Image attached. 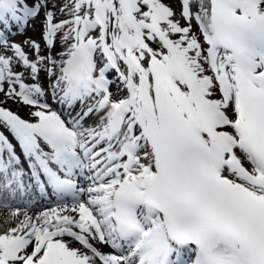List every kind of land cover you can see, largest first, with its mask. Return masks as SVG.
Listing matches in <instances>:
<instances>
[{"label":"rangeland","instance_id":"374dc122","mask_svg":"<svg viewBox=\"0 0 264 264\" xmlns=\"http://www.w3.org/2000/svg\"><path fill=\"white\" fill-rule=\"evenodd\" d=\"M26 5L36 6L39 9L36 17L28 20L27 28H24L22 35L15 42L19 44V50L15 51L12 43L0 48V70L2 71V83H0V94L9 99L8 101L0 100V107L13 109L18 112L16 108H20L25 103V94L19 90V83L27 84L38 83L41 91L36 93L38 96L46 100L49 92V73L53 71L51 63V41L52 36L47 34L44 26L48 21L47 12L56 13L69 5L72 8L73 0H21ZM52 1V2H49ZM166 5H171L172 1L176 6H172L175 10L176 16L171 22L180 24L183 33L177 35L175 39L183 38L187 45L191 43V38H197L200 33V27L196 25L194 20L191 22L182 21L179 23V0H162ZM190 6L197 4L201 0H188ZM206 3V1H205ZM74 15V14H73ZM142 16H147L141 13ZM55 16V15H54ZM171 26H169L170 28ZM188 29L186 30V28ZM195 52L197 56L205 57L204 48L201 45H193L190 50ZM203 61V60H201ZM55 64V63H54ZM61 66V65H60ZM59 66V67H60ZM199 66H205L200 63ZM120 94V93H119ZM114 95L116 98L120 95ZM20 110V109H19ZM24 115V112H21ZM15 148L12 154L6 153L0 157V186H8L16 184V181L31 180L33 169V162L31 156L26 152L25 148H18L19 141L17 138L13 139Z\"/></svg>","mask_w":264,"mask_h":264},{"label":"bare ground","instance_id":"6f19581e","mask_svg":"<svg viewBox=\"0 0 264 264\" xmlns=\"http://www.w3.org/2000/svg\"><path fill=\"white\" fill-rule=\"evenodd\" d=\"M261 4H262L261 5V9L264 10V0H261ZM193 7L197 11L202 12L203 0L199 1L197 4H193ZM71 12H72V10L68 6L65 7L63 10L59 11L56 14V16H58L57 20L58 21H66ZM57 20H55V21L57 22ZM69 34H71L70 30H68L66 27H63L62 25H59L58 26V31H57L56 41H59V40H61L63 38H66V36L69 35ZM65 48H66V46H61V47H57L56 50L65 49ZM155 54H156V51H154V50L149 52L147 54V56H146V60H149V58L152 55H155ZM137 57L140 59V61L142 63H145V62H143L141 60L140 56H137ZM192 57L193 58L191 59V63H194L193 61H195V62L198 61L196 55H192ZM203 74H205V73H203ZM53 76H54V78H53ZM58 79H60L58 77V75L56 73L55 74L53 73V75H52V85L53 86H56L57 84H60V82L59 83L57 82ZM210 85L211 84L204 85L205 94L208 95V96L210 95L209 99L213 100L215 103L220 102L218 100V98H214L213 99L214 92L217 94V90H216V88H212ZM0 99H3L4 101H8L9 100L3 94H0ZM222 107L228 114L233 112V106H232L231 101L225 103V105H222ZM85 110H86V108L82 107V104H77V109L73 110L72 113L78 115V117H79V116H81L83 114L81 112H83ZM28 113H31V112L28 111ZM102 122H103V120H99V121L94 120L91 123H87L85 125V127L83 128V131L85 132L86 137H89L90 134H92V132L94 130H96L102 124ZM141 159L144 160L145 162H149L150 159H151L149 149L146 147L145 144L143 145V148H142ZM243 160H244L245 164H248L246 159L243 158ZM242 168H244V167L242 166ZM112 175H114V174H112ZM109 176L110 175L107 176V180L105 182L106 183V187L102 186L101 184L98 185L100 192L104 193V195L106 194L107 196H110L112 194V191H113V188H112L113 186L112 185L114 184V182L117 179V176H115V178L113 176L111 178H109ZM59 212H61V214H64L65 210L62 209V208H58V207L50 208V209L46 210V212H45L46 215L41 216V215L36 214V213H40V212H36V213L33 212L30 215H27V214L24 215V214H20V213H17V212L7 213V212L2 211L0 209V233H2L4 235H7V234H9L11 232L15 233L17 231H21L28 224L32 223L33 220H35L36 228H38L40 226L45 225L48 222L49 218H51L54 214L59 213ZM105 240H106V236L103 235L102 238H100V242L103 244V246H105L104 245L105 244Z\"/></svg>","mask_w":264,"mask_h":264}]
</instances>
